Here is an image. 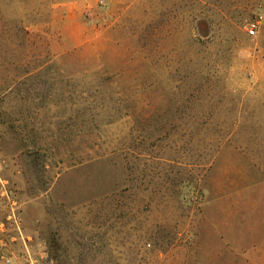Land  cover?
I'll return each instance as SVG.
<instances>
[{"label": "rangeland", "instance_id": "374dc122", "mask_svg": "<svg viewBox=\"0 0 264 264\" xmlns=\"http://www.w3.org/2000/svg\"><path fill=\"white\" fill-rule=\"evenodd\" d=\"M0 264H264V0H0Z\"/></svg>", "mask_w": 264, "mask_h": 264}, {"label": "built area", "instance_id": "2783aa9c", "mask_svg": "<svg viewBox=\"0 0 264 264\" xmlns=\"http://www.w3.org/2000/svg\"><path fill=\"white\" fill-rule=\"evenodd\" d=\"M248 32H249L250 35H254L255 34V32H256L255 24H251L250 25Z\"/></svg>", "mask_w": 264, "mask_h": 264}]
</instances>
